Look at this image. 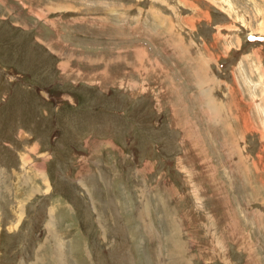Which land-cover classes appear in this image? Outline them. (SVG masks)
<instances>
[{
  "label": "rangeland",
  "instance_id": "obj_1",
  "mask_svg": "<svg viewBox=\"0 0 264 264\" xmlns=\"http://www.w3.org/2000/svg\"><path fill=\"white\" fill-rule=\"evenodd\" d=\"M263 225L264 0H0V264H264Z\"/></svg>",
  "mask_w": 264,
  "mask_h": 264
},
{
  "label": "bare ground",
  "instance_id": "obj_2",
  "mask_svg": "<svg viewBox=\"0 0 264 264\" xmlns=\"http://www.w3.org/2000/svg\"><path fill=\"white\" fill-rule=\"evenodd\" d=\"M253 34V33H252ZM211 104H212V109H213V113H214V116L216 115V114H221L222 113V110H221V108H222V106L220 105V103L219 102H215V101H213V100H211ZM201 111H206V110H203V109H201ZM216 119H218V118H214V120H216ZM206 120H208V124L209 125H211L212 124V120H210L209 118H206ZM191 147V146H190ZM225 150V149H224ZM210 173V172H209ZM199 177V176H198ZM212 193H213V195L216 197V188H213L212 187ZM222 219V218H221ZM225 221V220H224ZM218 225L220 226V229L221 230H223V228L225 227V225H224V223L223 222H221V220L220 219H218ZM226 223V222H225ZM228 228H230V226L228 225V227L227 228H225V229H228ZM221 233H225L224 231H222ZM236 244V243H235ZM186 245L184 244V246L182 245L179 249H175L176 251L174 252V253H176V255L178 256L179 254H180V252H181V250H182V248L184 249V247H185ZM214 246V245H213ZM204 255V254H203ZM219 257H221L220 255H219ZM224 257V256H223ZM187 259V258H186ZM185 261V260H184Z\"/></svg>",
  "mask_w": 264,
  "mask_h": 264
},
{
  "label": "crops",
  "instance_id": "obj_3",
  "mask_svg": "<svg viewBox=\"0 0 264 264\" xmlns=\"http://www.w3.org/2000/svg\"><path fill=\"white\" fill-rule=\"evenodd\" d=\"M220 56L218 55V54H215L214 55V58H219ZM184 64V63H183ZM183 67H185V65L183 66ZM192 78V77H191ZM196 80V79H195ZM194 79H192L191 81H195ZM198 82V81H197ZM199 83V82H198ZM161 205V204H160ZM162 208H164V206L162 207ZM161 208V209H162ZM144 211H145V209H144ZM141 213H142V211H141ZM168 216V215H167ZM264 226V225H263ZM183 244H180L179 246L181 247ZM250 260H251V258H249V260H248V262H250Z\"/></svg>",
  "mask_w": 264,
  "mask_h": 264
}]
</instances>
